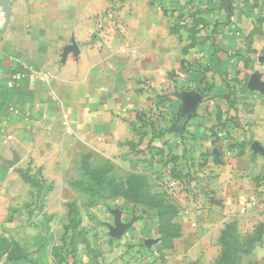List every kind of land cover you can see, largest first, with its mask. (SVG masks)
<instances>
[{"label":"crops","instance_id":"crops-1","mask_svg":"<svg viewBox=\"0 0 264 264\" xmlns=\"http://www.w3.org/2000/svg\"><path fill=\"white\" fill-rule=\"evenodd\" d=\"M109 1L9 2L0 33V264L46 260L47 246L40 243L59 234L61 208L76 192L72 181L85 174L73 158L84 155L92 173L101 161L104 172L114 164L119 174L130 158L129 143L148 139L165 152H144L149 167L138 169L172 174L173 141L195 144L185 139L187 130L203 133L210 117L219 124L227 115L245 145L234 166L216 163L211 179L185 189L197 197L186 203L188 218L168 252L172 264H208L221 252L228 223L259 221L263 230L239 264H264V94L229 89L222 81L231 59L247 72L256 69L250 78L264 84V12L253 20L237 0H162L161 10L151 0H122L121 30L98 38L96 20ZM27 68L32 71L8 88L10 76ZM151 95H164L175 117L159 119L158 132L149 121L148 133L141 118ZM20 172L43 181L38 202L37 187ZM61 187L69 199L61 197ZM257 194L260 211L253 213Z\"/></svg>","mask_w":264,"mask_h":264},{"label":"rangeland","instance_id":"rangeland-1","mask_svg":"<svg viewBox=\"0 0 264 264\" xmlns=\"http://www.w3.org/2000/svg\"><path fill=\"white\" fill-rule=\"evenodd\" d=\"M237 3L241 5L240 10L250 14L253 20H257L264 12V0H237ZM108 29L112 30V28ZM112 31L115 33L116 30ZM95 32V36L102 38L100 33ZM226 61L222 67L225 75L222 80L223 86L235 90L241 88V92L247 90L248 78L250 74H258L256 69L247 72L246 68L238 66L237 61H231V59ZM237 74L243 75H239L238 78ZM158 96H161V99L157 100L155 109L142 113L141 120H148L144 129L148 133L151 130L150 119L154 121L151 125L157 131L160 128L158 127L159 119L165 116H170L171 119L175 117L174 113L168 109L169 100L164 95ZM240 96L242 94L239 93L235 99H239ZM153 97L151 95L150 99ZM108 101L115 103L116 98L110 94ZM163 101L167 103L165 109L160 106ZM160 108L163 109V114L158 115L157 111L162 110ZM211 120L213 118L210 117V120L204 123L203 133L197 130L196 134H191L192 131L187 130L188 137L185 139L198 140L197 143L182 146L178 140L173 141L171 145L174 158L172 174H166L157 169H154L153 173L148 169H138L137 165L141 163L144 168L149 167L150 160L145 159L147 152L156 150L159 155L165 152L164 146L158 143L151 144L148 139L141 144L133 141L129 143L127 153L130 158L126 160L127 166L124 169L120 168L119 174L113 170L115 169L114 164L110 163L108 166L111 170L104 172L101 161L97 162L100 171L92 173L88 169L89 163L84 155L73 158L74 165L79 166L85 174L76 176V179L72 181L76 189L74 195L70 194L67 188L61 187L59 194L63 199L67 200L70 195L72 196L66 206L61 208L62 221L59 234L55 235L54 239L52 237L43 238V243H40L41 248L47 246V258L40 264H172L173 257L168 252L172 248V239L181 236V220L182 218L187 219L186 216L189 214L186 203H191L192 199L195 200L197 197L194 192L186 194L185 189H195L197 185L202 186V183L205 184L211 179L216 163L234 166L238 161V147H232L233 157L216 155L218 159H215L214 151L219 152L220 145L217 136L212 133L215 131L216 134L222 133L224 126L231 121L228 115L219 124ZM231 124L235 125L232 122ZM241 131L244 133L242 129ZM229 137L231 146H239L242 135L234 130ZM134 153L138 154L139 158L134 156ZM140 153H142L141 157ZM152 174L160 175L158 176L159 181ZM42 183L43 181L38 184L42 186ZM44 189L45 196L48 188L44 186ZM41 195L42 192L36 191L37 202ZM205 197L207 199V193ZM254 197L258 203L254 205L252 211L259 213L257 205L261 200L260 194ZM183 206H186L184 212L182 211ZM37 209L38 207L35 208ZM33 210L30 208L28 212ZM116 222L125 227L118 236H113ZM29 224L36 223L29 221ZM36 225L42 226L43 224L37 223ZM49 227L51 230V226ZM262 230L263 224L259 221L257 223H228L219 240L221 252L208 264H239L240 253L248 248L247 240L257 238ZM244 233L247 234V238L243 235ZM6 243L8 244V241ZM24 263L21 261L18 264ZM188 264L204 263L196 261Z\"/></svg>","mask_w":264,"mask_h":264},{"label":"built area","instance_id":"built-area-1","mask_svg":"<svg viewBox=\"0 0 264 264\" xmlns=\"http://www.w3.org/2000/svg\"><path fill=\"white\" fill-rule=\"evenodd\" d=\"M152 1V5L158 9L161 10L164 7V4L162 2V0H151ZM9 2L10 0H0V33L2 32V30L4 29L5 26V22L9 16ZM110 3L108 4L107 8L104 10V12L100 15L98 21H97V29L96 32L100 33L101 36H103L106 31H108V28H112V30H116V31H120L121 30V26L119 23V13H120V7L122 3V0H110ZM115 31V32H116ZM95 32V33H96ZM28 71H32L30 68H27L24 72H20V73H15L12 74L10 76V83H8V88H13L14 83L16 81L22 80L27 76ZM178 77H180L181 79H183L185 77V73H179ZM152 99V100H151ZM149 98V107H150V111H152V109L154 110V106L156 107L157 104V98L156 96H154L153 98ZM167 103L165 101H163V103L160 104L161 107H163L165 109ZM162 108H160L161 110ZM159 110V111H160ZM9 112L11 113V115H15L17 114V111L15 109H9ZM160 113L163 114V109L161 110V112L157 111V114L159 115ZM150 122H154L152 119L149 120ZM236 126L233 124H229L226 128L223 129L222 133L220 134H216V131L214 133H212V135H216L219 141V152L218 151H214V154L218 155V156H223V157H233L234 153H233V148L231 147V140L230 137L232 132L234 130H236L235 128ZM225 130V131H224ZM6 140H10V136L6 135Z\"/></svg>","mask_w":264,"mask_h":264},{"label":"water","instance_id":"water-1","mask_svg":"<svg viewBox=\"0 0 264 264\" xmlns=\"http://www.w3.org/2000/svg\"><path fill=\"white\" fill-rule=\"evenodd\" d=\"M247 88L250 91H258L262 94H264V84L258 82L257 78L251 77L249 81L247 82ZM200 102V99L197 100V104ZM253 147V145H252ZM125 226H122L119 224V222H116V230L113 231V236H118V234L124 229Z\"/></svg>","mask_w":264,"mask_h":264},{"label":"trees","instance_id":"trees-1","mask_svg":"<svg viewBox=\"0 0 264 264\" xmlns=\"http://www.w3.org/2000/svg\"><path fill=\"white\" fill-rule=\"evenodd\" d=\"M156 98L157 99H161V96H156ZM229 120H231V119H229ZM232 122V121H231ZM231 122H229L228 124H226V126H224V128H226L229 124H231ZM249 142H247L246 144H248ZM245 145V143L244 142H241L240 144H239V146H231V147H238V149L240 150L241 149V147L242 146H244ZM214 156H216V154L214 155ZM215 159H218V156H216L215 157ZM20 175H21V177H22V179L24 180V181H26V182H28V183H31V184H34L36 187H37V189H38V193L39 192H41V188H40V186L41 185H39L38 183V181H32L29 177H27L25 174H22L21 172H20ZM40 183H41V181H40ZM256 239L257 238H253V239H249V240H247L248 241V248L247 249H245V250H242V253H244V252H247V251H249L250 250V248H251V246L256 242Z\"/></svg>","mask_w":264,"mask_h":264}]
</instances>
